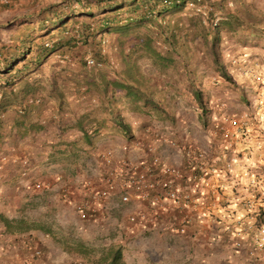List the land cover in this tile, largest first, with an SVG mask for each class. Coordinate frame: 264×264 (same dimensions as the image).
Here are the masks:
<instances>
[{"label": "rangeland", "instance_id": "obj_1", "mask_svg": "<svg viewBox=\"0 0 264 264\" xmlns=\"http://www.w3.org/2000/svg\"><path fill=\"white\" fill-rule=\"evenodd\" d=\"M41 1L48 3L51 0ZM242 1L251 4L253 9L264 12V0ZM210 2L211 0H200L199 3L188 1L185 8L179 14L161 17L160 20H157V23L160 22L158 24L162 27L167 25L170 26L173 24L172 20L178 17L180 18V30L182 32L185 31V16L204 14L202 15L203 22L209 26V24L216 21L219 15L218 11H214L213 13L217 15L212 17L210 22L207 20L206 12L212 9H209V7H212ZM24 4L22 3L19 6H24ZM237 4L236 0H224L223 10L232 12L235 10ZM19 6L17 4L0 6V44L5 48L12 47L10 41L12 36L19 35L26 27H30L29 24H23L17 27L13 25L16 21L15 19L24 15L18 13L16 7ZM29 15L33 16L31 19L34 21V15ZM73 20H78V18H74ZM237 30L238 39H250V44H252V42L256 41L260 36L261 30L262 34L264 33V25L251 28L247 24H242ZM64 34L65 31L58 32V29H56L50 35L43 39H36V41L41 42L47 39L54 40ZM156 36L154 37L153 44L160 52H164L170 46L163 42L161 37ZM106 38L107 44L112 46V48L110 49V46L108 48L105 47L104 43L105 48L102 54L107 55L108 63L102 67V71L109 77L120 78L121 75H117L119 73L120 63L118 61L117 52L113 47L115 46L114 35ZM238 39L227 33L225 29H222L220 32V53L227 71L232 78V82L220 78L210 68L199 37L195 36L189 39V42L184 43L186 45L185 51L177 49L178 51L174 59L175 64L179 67L181 63H184L186 73L179 67V75L176 78L184 81L189 71L191 73L194 72V81L199 83L204 91L203 100L206 105L205 111L196 103L194 104L192 99L190 100L186 91L183 94L181 90L177 89L179 83L176 78L173 79L175 74L169 73V69L166 70L168 73H162L160 67L158 65L152 66L150 61L144 60L140 63L141 71L146 77L151 79V86L155 87V95L161 99L162 105L166 109L168 116H170L168 117L161 112L152 110L151 112L145 113V115H149V117L143 115L145 122L139 120L138 123L144 122L142 127L140 125V128H142L140 132L144 136L140 142L144 143L145 150L143 153L146 156L145 158H147L149 154L146 150V146H151L153 148L152 151L155 153L157 143L164 145L165 148L168 149L173 148L172 153L167 151L168 156L164 154H158V156L161 162L178 168L181 175L183 169H181L180 164H177L175 158H177L178 153L183 152L182 148L188 151L194 150L195 153H199L198 150H201L207 156L208 160L213 163L214 159L211 158V155L212 149L215 147L214 144L219 141L223 142V140L226 139L222 136V129H220L219 126L228 132L232 131V138L237 140L241 139L239 136L241 133L240 131L244 130L241 129L243 126L248 129L257 125L260 121L264 126V98L261 97V94H264V81L260 80L264 78V52L262 48L257 45L243 46ZM44 43L46 44L47 42L44 41ZM179 43L181 45V41ZM60 51H62L63 54H59L58 51L52 52L46 60L43 61L41 66L32 73V78L28 81L30 82L34 75H36L34 78L38 79L40 82L37 94L43 96V100L48 103H50L51 100L47 97L48 95L44 88L49 84L46 77L49 75L50 69L55 71L65 66L69 68V70H77L79 65L78 62L75 61L78 59V56H81L84 48L77 47L71 50L59 49V52ZM31 55L32 54H29L26 59L30 58ZM186 56L189 57L188 60ZM66 60L69 61V63L65 62ZM258 77L260 78L257 79ZM18 86V83L14 85L13 92L16 93L18 91ZM63 86L64 99L66 102L65 106L73 108L76 103L74 96L78 97L79 95L75 94V89L71 84L66 83ZM3 95L5 97L3 100H0V102L11 97L12 92L3 90L2 96ZM81 97L83 98L84 96L81 95ZM256 102L259 105L262 104V108L259 109V115L262 117L260 120H258L256 116L253 117ZM32 106H34V108L39 107L38 103ZM17 108L18 107H11L10 105L5 112H0V123L2 124V126L0 125V213L7 218H22L28 223L33 222L37 228L30 230L32 236L31 245L22 244L19 243V241L15 243L12 242L8 244L9 247L5 250V253H8L14 262L13 264H71L73 258L79 260V257L63 253L59 241L54 239L55 236L61 239L65 236L82 238V234L85 239L83 240L87 245L96 249L104 246L106 243L105 237L107 236L100 233V231H92L89 226H85L87 224L89 225L91 216H93L92 214L89 213L90 215H88L87 218L81 219L74 209L78 201L82 200L81 194H83L82 192L80 193L82 185L77 179L61 177L53 180L49 178L47 182H44L42 178H39L41 173L38 172V168L35 169L33 163H31L32 160H30V157L26 154V146L29 145L28 140L30 139L27 138L28 135L27 137L26 135L20 137L16 135V132L11 131L12 133H9L7 131L9 130L11 114L13 110ZM244 114L246 115L245 124L240 123L236 127H231L228 124L229 118L239 119L238 116ZM48 117L49 115L47 114V118ZM200 117H202V121ZM42 118H45V115H43ZM54 118H51V120L47 119V121L52 123L56 120V118ZM249 119L250 121H248ZM63 120H65V118H63ZM239 121L241 122L242 120L239 119ZM42 123L45 125L46 121ZM140 128L137 127V131H139ZM42 129L41 131H37L38 135L36 133L32 134L35 138L34 141L40 138L39 134H42V136L44 135V133H41ZM260 135L261 134H259V136ZM245 137L248 139L251 138L252 133L248 135L247 132ZM38 143L41 145L40 139L37 140V145ZM192 144L194 147L198 146L200 148H193ZM127 145L128 144L120 147L121 151L127 150ZM17 151L21 152V156L12 160V156L17 155ZM82 151H85V149H82ZM263 153L264 151L261 154ZM232 156L235 157V154H232L230 157ZM105 157L107 159L110 157L113 158L111 152L106 153ZM230 157L227 156V160L224 161L225 164L230 160ZM260 158L262 160L261 156ZM236 162L237 161H235V163ZM261 162L262 161H260L259 164H263L264 166V161ZM39 168L42 169L43 166H39ZM55 168L56 167L53 166L50 169V171L53 170L52 173L54 174L57 172ZM230 168H225V171H228ZM231 169H233V167ZM241 170L243 169L241 168ZM132 171L134 174L136 168H133ZM246 174L247 172L244 171L243 175ZM32 175H34V177H32ZM109 176H112V174ZM259 180L260 179L257 181ZM49 181L51 182L49 183ZM258 183L261 184V182ZM67 191L72 192V198V195L68 196L66 194ZM260 191L261 189L256 190L257 196L262 194ZM236 199H238L237 196ZM107 200L108 198L106 201ZM89 201L88 206L89 209L92 210L94 201L92 202L91 199ZM105 202L103 203L104 206L102 207L101 205L100 208L104 209ZM97 203H100V201ZM227 204L228 203H224L223 206L221 203L219 204L217 202L215 204L210 203V205L204 204L207 208H204L203 212H195L196 216L203 222H206V219L210 220L209 225L203 228L206 234H198V232H196V236L191 233L190 236L186 238L187 233H185V227L183 233H176V231L174 229L171 230V228L170 231H173V234L172 232H167V234L157 237L155 240L153 235L148 236L149 238L145 236L144 238L137 237L133 240L127 238L125 242L129 241V244L128 246L123 245L125 252H122L125 262L127 264H258L259 262H264V247L258 248L253 243L252 237L251 244L250 242L243 244L238 238L240 235H243L244 230L239 229L236 231L231 228L230 223L225 225L223 222L220 223L222 218L225 219L227 216L229 217V214L233 213V211L226 206ZM253 206L246 208V213H252L255 217L254 222L258 223L257 226H259L261 221L257 222V220L259 221L258 217L262 214L260 213L259 215L258 209L256 212H258L259 216L253 214L255 210ZM187 208L189 209V207ZM239 217L240 216H233L232 219H238L239 221ZM217 224L220 226H217ZM40 226L49 227L51 233L44 232L40 229ZM237 226H240V224H237ZM257 226H255L254 231L262 230L261 236L263 237L262 243L264 246V229ZM2 229L3 227L0 224V235L3 234L4 239L12 235L3 233ZM249 230L250 229H248V232ZM112 232L114 235L110 233V238L115 239V235L117 234L116 229L112 230ZM4 234L6 236H4ZM225 235L227 236L226 241L228 242H223V237ZM236 236L238 238H236ZM116 239H123L122 235ZM188 241L194 243L193 247L188 244ZM110 244L120 245V243L115 241H112Z\"/></svg>", "mask_w": 264, "mask_h": 264}, {"label": "trees", "instance_id": "obj_2", "mask_svg": "<svg viewBox=\"0 0 264 264\" xmlns=\"http://www.w3.org/2000/svg\"><path fill=\"white\" fill-rule=\"evenodd\" d=\"M51 1L45 3L41 0H0V6L14 4L19 6L25 3L24 6L16 7L18 13L24 15L15 19L13 25L15 27L23 24L30 25L19 35L12 36L10 40L12 47L5 48L0 44V100L5 97L2 96L3 90L12 92L11 97L0 102V112H5L10 105L18 107L11 114L7 131L16 132V135L20 137L32 131L37 133L44 129L46 124L42 122L47 121V115L42 118V114L48 113L47 108L52 109L50 114L48 113V120L55 117L54 121L59 123L61 117L67 116L66 111H63L66 105L63 85L69 83L74 87L76 95L84 96L80 105L82 110L76 115L73 114L71 126L78 129L85 140L89 138L90 133L96 131V128L92 129V126L100 116L103 121L109 122L124 137L130 139L132 137L130 129L121 115L123 109H137V112L142 113L154 110L168 116L161 99L155 95V87L151 86V79L146 77L140 69L142 61H150L152 66L158 65L162 73H168V71L174 73L173 79H175L179 75V67L186 73L184 63H181L179 67L175 64L177 49L185 51L184 43L196 36L201 39L202 49L210 68L220 78L232 82L220 53L221 30L225 29L227 33L238 39L237 29L242 24H247L251 28L264 25V12L253 9L251 4L242 0H236L238 4L232 12L223 10L224 0H211L212 7L209 9H212L206 12L207 20L210 22L212 17L217 15L213 12L218 11L216 21L208 26L203 22L204 14L185 16V31L182 32L178 17L172 20L173 24L165 27L160 26L157 20L164 16L179 14L188 1L199 3L200 0ZM29 14L34 15L35 22L31 19L33 16ZM74 18L78 20H73ZM56 29L58 32L65 31V34L54 40L36 41L50 35ZM111 35H114L115 46L113 47L120 63L117 74L121 75L120 78L109 77L102 71V67L108 63L107 55L102 53L105 47L110 46L107 44L106 37ZM156 35L170 46L164 52H160L153 44ZM103 40H105V47ZM238 40L243 46L257 45L264 52L262 30L252 44L250 39ZM44 41L47 43L45 44ZM77 47L84 48L81 56H78L75 61L79 65L77 70H69L63 66L60 70L50 69L46 77L49 84L44 90L52 101L49 105L43 100V96L37 94L40 82L34 78L36 75L30 82L28 81L32 78V73L52 52L58 51L59 54H63L62 51L59 52V49L71 50ZM29 54H32L31 57L26 59ZM87 58L92 59L91 64H87ZM188 58L186 56L187 60ZM65 62L69 63L67 60ZM167 69L169 70L166 71ZM194 78V72L190 71L184 81L176 78L179 83L177 89L183 94L186 91L190 100L192 99L194 104L196 103L205 111L204 91ZM17 83L19 86L15 93L13 89ZM36 103L39 107L34 110L32 105ZM71 112H73L72 108L68 109V113ZM200 119L203 120L202 117ZM0 125L2 126L1 123ZM122 173L126 174V171L122 170ZM0 224L3 227V233L15 234L18 236L17 242L31 245L30 230L37 228L33 222L28 223L22 218H7L0 213ZM40 227L44 232L51 233L49 227ZM54 239L59 241L63 252L81 257L86 264H127L123 259L120 245L108 244L96 249L88 246L82 238L65 236L61 239L55 236ZM71 264H82V262Z\"/></svg>", "mask_w": 264, "mask_h": 264}, {"label": "crops", "instance_id": "obj_3", "mask_svg": "<svg viewBox=\"0 0 264 264\" xmlns=\"http://www.w3.org/2000/svg\"><path fill=\"white\" fill-rule=\"evenodd\" d=\"M259 78L260 77L257 79ZM260 80L264 81V78ZM261 97L264 98V94H261ZM74 98L76 105L74 104L73 108L64 106L63 111H66L67 116L61 117L59 123L55 121L52 123L46 121V125L48 124V126L45 125V128L42 129L41 132L44 133V135L42 136V134H39L41 145H39V143L37 145V140L39 139L34 141L35 138L32 136V134H35L34 131L28 133V137L26 135L27 138H30L28 140L29 145L26 146V154L30 157V160H32L31 163H33L35 169L38 168V172L41 173L39 178H42L44 182H47L49 178L53 180L61 177L75 178L82 185L80 190V193H83L81 196L82 200L90 202L89 193L95 192L103 187L105 178H108L110 174L120 173L122 170L129 172L132 171L133 168H136L137 171L149 160L150 153L147 158H145L146 156L143 153L145 150L144 143L140 142V140L144 138L143 134L140 132L142 131L140 125L141 127L144 125V116L149 117V115H145V113L143 114L139 111L137 112V109L132 111L134 110L132 108L123 109L121 111V115L124 118L123 120L128 125L132 135L130 139L124 137L122 133L109 122L103 121L100 116L92 126V129L94 130L96 128V131L90 133L89 138L87 137L85 140L80 131L71 126L74 119L73 114L76 115L77 112L79 113L82 110L80 106L82 105L81 95L78 97L74 96ZM51 103L52 101L49 105ZM70 108H72L73 112L68 113V109ZM260 108H262V104L259 105L256 102L253 117L256 116L258 120L262 119L259 115ZM33 109L35 110V108ZM51 111L52 109L47 108L49 114ZM45 113L46 112H43L42 116L48 114ZM63 118H65V120H63ZM139 120L144 122L138 123ZM248 121H250V119ZM137 127L140 128L139 131H137ZM219 128L224 130L221 126H219ZM241 129L244 130L240 131V140L232 138L231 131L228 133L229 138L223 140V142L219 141L214 144L215 147H213L211 155V158L214 159L213 163L208 160L207 156L201 150H198L199 153L201 151L200 156H197L194 150L188 151L183 150V148V152L177 154L175 161L177 164H180L181 169H183L181 178L178 180L177 189L179 191L189 190V188L191 190L193 189L192 191L197 201L194 208L178 209L169 199H155L153 193L149 195L148 199L141 200L133 190H130L128 193V201L125 203L120 202L118 193L112 194L107 201L105 200L104 209L100 208V206L102 205L103 207L104 204L92 201L94 205L90 214L93 216H91L89 225L87 224L85 226H89L92 231H100V233L107 236L105 237L106 243L104 242V246L115 241L120 243V246L122 245V252H125L123 245L128 246L129 241L125 242L127 238L133 240L137 237L144 238L146 236L149 238L148 236L153 235L155 240L157 237L167 234V232H172L173 234L174 232L170 231L171 228L168 227L169 224L186 213L188 217L190 215L192 216L191 219L188 218V224L185 229V233H187L186 238L190 236L191 233L195 236L197 235L196 232H198V234H206L203 228L209 225L210 220L206 219V222H203L196 216L195 212H203L204 208H207L204 204L210 205V203L215 204L217 202L219 204L221 203L223 206L224 203H228L226 206L229 207L233 213L229 214V217L227 216L225 219L222 218L220 223L223 222L224 225L230 223L231 228L236 231L239 229L244 230L243 235H240L239 238L236 236V238L243 244H247L248 242L251 244V237L255 232L254 228L258 223L254 222L255 217L252 213H246L247 209L244 201L251 198L255 200L253 206L255 210L253 214L258 215V212L259 215L260 213L262 214L258 217L259 221L257 220V222H261L257 227L264 229V201L261 202V200H263L261 198H264V166L263 164H259L260 161H264V153L261 154L264 151V126L260 121L251 128L247 129V127L243 126ZM247 132L248 135L252 133V137L249 139L245 137ZM36 134L38 135V133ZM259 134L261 135L259 136ZM126 144H128V149L121 151L120 147ZM192 147H196L197 149L200 148L198 146L194 147L193 144ZM82 149H85V151H82ZM172 150L173 148L168 149L165 148L164 145L157 143L156 153L154 154H164L168 156L167 151L172 153ZM108 152H111L113 158L110 157L107 159L105 157ZM16 153L17 155L12 156V160L21 156V152L17 151ZM232 154H235V157L233 156L234 162L231 165L233 169L230 168L228 171H225L224 161L227 160V156L230 157ZM235 161L237 162L235 163ZM162 163L164 164V162ZM39 166H43V168L40 169ZM53 166L56 167L55 171L57 172L55 174L52 173L53 170L50 171ZM241 168L243 170H241ZM136 171H134V173ZM244 171L247 172L246 175H243ZM121 175L123 178H126L124 173ZM32 177H34V175H32ZM258 179L260 180L257 181ZM50 182L51 181H49V183ZM258 182H261V184ZM258 189H261L260 192L262 193L259 194V196L256 194V190ZM66 194L71 196L72 192L67 191ZM236 196L238 199H236ZM72 197L73 195L71 198ZM257 209L258 212H256ZM233 216H240L239 221L238 219H232ZM237 224H240V226H237ZM217 226L220 225L217 224ZM115 229L117 234L115 235V239H111L110 233L114 235L112 230ZM248 229H250L249 232ZM172 234L169 235L173 236ZM121 235L123 239H116ZM4 236L6 235L4 234ZM81 236L82 239H84V235L81 234ZM8 237L4 239L3 234L0 235V264L14 263L8 253H5V250L9 247L8 244L17 242L18 236L14 234ZM226 237V235L223 237V242L226 241ZM188 244L192 247L194 245L191 241H188ZM65 254L79 257L74 254ZM78 259L79 260L73 258V262H82V264H86L85 260L81 257Z\"/></svg>", "mask_w": 264, "mask_h": 264}, {"label": "built area", "instance_id": "obj_4", "mask_svg": "<svg viewBox=\"0 0 264 264\" xmlns=\"http://www.w3.org/2000/svg\"><path fill=\"white\" fill-rule=\"evenodd\" d=\"M105 40L102 41L104 43ZM87 64L92 63V59H86ZM239 119L242 121L240 122ZM239 119L229 118L228 124L231 127H236L238 124H245L246 115H240ZM225 120V118H224ZM222 136L226 139L229 138V132L227 130L221 131ZM146 150L150 153L149 160L139 168L134 174L133 172H126V178H123L120 173H113L112 176L105 178L104 186L95 192L89 193V199L94 202L104 203L107 198L112 194L118 193L120 202L125 203L128 201L129 191L133 190L137 197L141 200L149 198L151 193L154 194V198H165L169 199L176 205L178 209H189L194 208L197 201L195 199L194 192L189 188V190L179 191L177 189L178 180L181 178L178 168L163 164L160 161L158 154H154L153 148L147 146ZM197 156H200V153H196ZM234 162V157H230V160L225 164V168H230ZM121 175V176H120ZM198 176V175H197ZM198 192V191H196ZM161 196V197H159ZM264 201L261 200V202ZM246 208H250L254 205V199H247L244 201ZM88 202L86 200H80L74 206V209L77 211L81 219L88 217L91 209H89ZM189 212V211H188ZM187 214V213H186ZM184 214L179 217L173 223H170L168 227L174 229L176 233H183L184 228L188 224V218L191 219V215ZM168 225V224H167ZM256 232L252 235L253 243L258 247H264L262 243V230H255ZM258 264H264V262H259Z\"/></svg>", "mask_w": 264, "mask_h": 264}, {"label": "clouds", "instance_id": "obj_5", "mask_svg": "<svg viewBox=\"0 0 264 264\" xmlns=\"http://www.w3.org/2000/svg\"><path fill=\"white\" fill-rule=\"evenodd\" d=\"M264 199V198H263Z\"/></svg>", "mask_w": 264, "mask_h": 264}]
</instances>
